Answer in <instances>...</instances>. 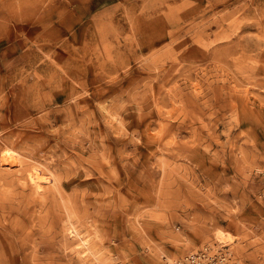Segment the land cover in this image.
Here are the masks:
<instances>
[{"label": "rangeland", "instance_id": "obj_1", "mask_svg": "<svg viewBox=\"0 0 264 264\" xmlns=\"http://www.w3.org/2000/svg\"><path fill=\"white\" fill-rule=\"evenodd\" d=\"M205 246L264 264V0H0V264Z\"/></svg>", "mask_w": 264, "mask_h": 264}, {"label": "built area", "instance_id": "obj_2", "mask_svg": "<svg viewBox=\"0 0 264 264\" xmlns=\"http://www.w3.org/2000/svg\"><path fill=\"white\" fill-rule=\"evenodd\" d=\"M227 251L213 249L210 246L191 251L167 264H223L228 256Z\"/></svg>", "mask_w": 264, "mask_h": 264}, {"label": "clouds", "instance_id": "obj_3", "mask_svg": "<svg viewBox=\"0 0 264 264\" xmlns=\"http://www.w3.org/2000/svg\"><path fill=\"white\" fill-rule=\"evenodd\" d=\"M36 2L38 4H41V3L51 2V0H36ZM27 27H29V26H25V29H27ZM84 27H87V25L83 26L81 28V31H83ZM134 72L136 74L135 76H133ZM133 73L130 76V77H132L131 79L129 77L123 84H121L123 86L119 87L118 93L120 92L121 89H130V88L134 87L137 82H139L140 80H142L144 78L142 73L136 72L135 70L133 71ZM130 119H133V121H134V117H130ZM151 121H152V118L149 117L146 121H144L142 126H146L147 124H151ZM153 127H154V125H153Z\"/></svg>", "mask_w": 264, "mask_h": 264}, {"label": "bare ground", "instance_id": "obj_4", "mask_svg": "<svg viewBox=\"0 0 264 264\" xmlns=\"http://www.w3.org/2000/svg\"><path fill=\"white\" fill-rule=\"evenodd\" d=\"M5 159H7V158H5ZM4 159V161H3V163L4 164H6V165H8V167L11 169V168H13V166L15 165V164H12V163H10V162H8L9 160H5ZM8 168V169H9ZM41 179V177L39 176V174L37 173V171H34V172H32L30 175H29V182L31 183V184H35L36 185V188H37V190H39L40 188H41V185H40V180ZM72 229V228H71ZM70 230V229H69ZM75 231V230H74ZM75 233V232H74ZM217 233V234H216ZM70 234V233H69ZM72 235V234H71ZM76 235V234H75ZM215 235H216V237L218 238V239H223V237H222V235L223 234H221V232H215ZM227 235V234H226ZM70 237V236H69ZM86 239V238H85ZM228 239V238H227ZM83 241V240H82ZM88 242H89V240H88ZM82 243H84V242H82ZM90 244V243H89ZM81 245H83V244H81ZM91 251V250H90ZM87 252H88V250H87ZM187 254V253H186ZM185 255V254H184ZM183 255V256H184Z\"/></svg>", "mask_w": 264, "mask_h": 264}]
</instances>
